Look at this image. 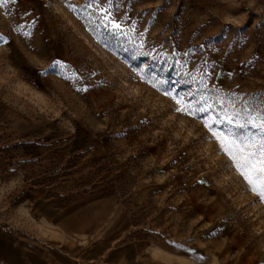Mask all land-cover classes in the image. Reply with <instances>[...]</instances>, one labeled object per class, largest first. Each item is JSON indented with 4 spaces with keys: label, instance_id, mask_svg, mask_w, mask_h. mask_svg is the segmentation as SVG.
<instances>
[{
    "label": "rangeland",
    "instance_id": "374dc122",
    "mask_svg": "<svg viewBox=\"0 0 264 264\" xmlns=\"http://www.w3.org/2000/svg\"><path fill=\"white\" fill-rule=\"evenodd\" d=\"M0 36V264L62 236L109 249L84 264H264V201L205 126L264 115V0H15Z\"/></svg>",
    "mask_w": 264,
    "mask_h": 264
},
{
    "label": "snow or ice",
    "instance_id": "6c2138e0",
    "mask_svg": "<svg viewBox=\"0 0 264 264\" xmlns=\"http://www.w3.org/2000/svg\"><path fill=\"white\" fill-rule=\"evenodd\" d=\"M10 3H15V0H0V7ZM93 3H99V0H93ZM92 6L93 4L87 5L89 8ZM100 11L104 13V15L100 17L103 21L101 26L106 29L114 39H119L126 35L121 31L122 24L116 19L111 18V13L108 9L101 8ZM20 27L22 28L23 26ZM0 39H3V37L0 36ZM51 68L53 70H62L64 65L56 61ZM69 78L71 79L72 77ZM161 83H163V81H161ZM168 94L167 92L165 93V95ZM177 103H181V101H177ZM244 103L246 107L243 112V117L241 115V110L235 109L231 114L225 112L219 120L215 117H209L208 120H205V126L209 128L212 137L218 142L220 149L230 158L232 166L246 181L251 192L254 193L259 200L264 201V115L254 118L249 112L251 102L245 101ZM211 107V104L199 108H194L191 105L185 104L178 108L177 111L186 113L189 116H195L200 112L206 113ZM210 121H215L216 124H225V122H227L228 126L225 130L227 134H225V131L213 130V125ZM233 123L235 125V130L232 126ZM253 129L255 131H253Z\"/></svg>",
    "mask_w": 264,
    "mask_h": 264
},
{
    "label": "crops",
    "instance_id": "0c3cea01",
    "mask_svg": "<svg viewBox=\"0 0 264 264\" xmlns=\"http://www.w3.org/2000/svg\"><path fill=\"white\" fill-rule=\"evenodd\" d=\"M65 238H66L65 236L61 237V239L59 241L60 251L55 252L56 253L55 259L57 260L58 264H84L85 262H88L92 259H94V260L99 259L100 261L101 260L103 261V260H106V258H107L110 260L108 254H107L109 252V249H108L107 253H105L106 251H104V250L102 251V253H99L100 249L102 248L103 245L93 247V248H95L94 250L90 246L87 247V246L83 245V246H81L83 248V250L81 249V251L78 252L75 256H72L71 254L69 255L67 251L66 252L62 251V249L64 247V246H62V244H64ZM83 241L84 240H81L80 243L82 244ZM69 248L72 249L70 246H69ZM116 254L118 256L119 253L117 252ZM113 259L114 258H112L111 260H113Z\"/></svg>",
    "mask_w": 264,
    "mask_h": 264
},
{
    "label": "bare ground",
    "instance_id": "6f19581e",
    "mask_svg": "<svg viewBox=\"0 0 264 264\" xmlns=\"http://www.w3.org/2000/svg\"><path fill=\"white\" fill-rule=\"evenodd\" d=\"M8 250H9L8 252H9L10 255H13L14 256V255L17 254V251L14 250L13 248L12 249H8Z\"/></svg>",
    "mask_w": 264,
    "mask_h": 264
}]
</instances>
